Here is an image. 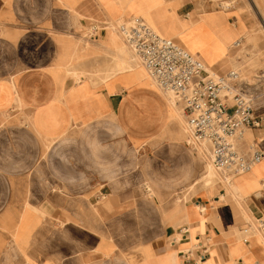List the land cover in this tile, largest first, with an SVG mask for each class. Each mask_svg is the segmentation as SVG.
Returning <instances> with one entry per match:
<instances>
[{
	"label": "crops",
	"instance_id": "0c3cea01",
	"mask_svg": "<svg viewBox=\"0 0 264 264\" xmlns=\"http://www.w3.org/2000/svg\"><path fill=\"white\" fill-rule=\"evenodd\" d=\"M201 5L0 0V264H264L263 238L240 224L264 217V158L233 174L244 204L223 184H202L181 105L138 70L110 21L141 18L170 38L194 23L213 44H227L209 62L218 69L244 28L236 12L202 14ZM239 16L248 29L257 24L251 13ZM91 21L101 28L88 38L82 30ZM108 55L134 69L103 80L78 70L120 69ZM253 112L262 116L264 106L254 100ZM251 130L264 149V121ZM248 140L239 136L240 150ZM202 159L207 170L232 175ZM190 182L194 194L176 201Z\"/></svg>",
	"mask_w": 264,
	"mask_h": 264
},
{
	"label": "built area",
	"instance_id": "2783aa9c",
	"mask_svg": "<svg viewBox=\"0 0 264 264\" xmlns=\"http://www.w3.org/2000/svg\"><path fill=\"white\" fill-rule=\"evenodd\" d=\"M209 2L219 6L233 3L232 0ZM108 24L103 25L108 27ZM100 28V24L91 21L86 37H95ZM116 29L158 85L172 92L183 104L191 147L198 151L207 146L214 166L231 174L246 172L261 161L264 149L256 146L244 152L237 143L243 129L261 125L264 114L255 116L251 95L236 91L230 98L225 93L231 78H237L234 71L227 76H212L196 55L174 38L160 35L141 18L117 23ZM256 226L264 233V217L256 219ZM244 230H248V225Z\"/></svg>",
	"mask_w": 264,
	"mask_h": 264
},
{
	"label": "rangeland",
	"instance_id": "374dc122",
	"mask_svg": "<svg viewBox=\"0 0 264 264\" xmlns=\"http://www.w3.org/2000/svg\"><path fill=\"white\" fill-rule=\"evenodd\" d=\"M192 1L196 4H202L200 6V11L202 12V14H204L206 12H216V11H220L221 13H225L226 10L227 11L229 10V12H231V13L236 12L237 20L240 21V25H242V27L244 28V31L242 32L241 35H239V37L232 44H236L237 42H239L240 45L236 44L235 46H233L231 48L230 56H229L228 60L225 61L224 63H222V65H220L218 67V69L214 68V67H212V68L216 71L217 75H221V76H227L228 73L237 69L236 71H238L240 73V77H239V79L231 78L232 79L231 85L235 86V88L237 89V92H240V93L244 92L245 94L251 95L252 97H254V100L256 99L255 100V108L264 106V95H263L264 94V76H262L264 74V0H232L233 3L230 4V6H228L227 4H223V5L219 6L217 3L209 2V0H192ZM240 13H243L246 16H248V14L251 13L253 15V17L256 19L257 24L254 27L248 29L246 27V25L244 24V22H242V20L239 16ZM110 21L115 26L118 22L120 23V21H118L117 23L113 22L112 20H110ZM189 22L190 21L187 20L186 24H188ZM111 23L108 25L110 26ZM192 25H194V26L192 28L188 29V31H187V33L190 37V40L188 38H186L185 35L182 34V35H180V37L184 38V40H183V43L180 42V45H182L183 47H185V46L186 47L187 46L192 47L193 50L191 52L194 55H196L200 60H202V62L205 65V68H206V63L204 62L203 59H206V60H209L210 62H213L215 60V58L219 55V53L227 47V44H226V46L223 44L221 47L213 44L210 41L208 36H202L198 33V28L194 23ZM231 26L234 28L237 25H236V23H232ZM79 27L81 28L80 24H79ZM109 28H112V27H109ZM82 31H83V33L86 32L87 27L83 28ZM83 33H80V35H82ZM194 36H195V38H194ZM171 37H177V35H173ZM83 41L86 44H88L87 41H85L82 38H79L80 43L83 44ZM228 46H230V45H228ZM215 51H217L216 54H215ZM108 56H110V55H108ZM108 59H110L112 61H115V59H117L118 60V62H117L118 66L120 63V65L122 64L121 65L122 67H120V69H118V70L112 69L110 71H108V70L104 71L103 69H100V68L78 69L79 68V65H78L77 69L79 71H81L82 73H84L85 75H87V77L103 80L105 78L112 77V76L116 75V73L121 71V70L129 68L130 64H129L128 59H125V62H124L122 60V57L116 56V55L110 56ZM78 60H80V58ZM72 68H76V67H72ZM242 78L243 79L245 78L246 82L245 81L240 82V79H242ZM247 82L250 85H247ZM230 98H231V96H230ZM180 104H181V107L183 109V104L182 103H180ZM251 129L245 128L243 130V132H245L246 130H251ZM261 139L262 138H259V140H261ZM184 140H185V142H187L188 138L185 137ZM253 140L259 141L258 138L255 137L254 133H253ZM253 140L250 139V140H248V141H250V143L245 142L243 144L245 150H247V151L250 150L249 148H251V145L254 144ZM240 142H242V141H240ZM201 154H202V151L200 149L197 151V154H196L197 156L200 157V159L203 162L202 174L199 177L200 181H201V177H203V175L207 171V167H205V164H204V161L202 159ZM254 168H256V166L253 167L252 170ZM232 176L235 177L234 181H236V179L239 175H233L232 174ZM262 178H264V175ZM214 179H216L217 184H215V185L211 184L209 186H215L216 187L217 185H222V183L218 182L219 179L217 177H214ZM201 182H202V184L205 183L204 178ZM201 182L199 185H201ZM192 184L193 183L190 182L187 184L186 187L182 188L180 191H177L176 196H175V200L176 201L189 200L190 197L192 196V194H194V191L196 188V186H193ZM263 186L264 185L262 183L260 185V188H262ZM241 194L239 197H240L241 202L244 204V200H245L244 195L245 194L244 193H241ZM235 201L236 200H234V202ZM251 221L255 222V225H256V220L253 218V216H252ZM251 221L246 222L245 220H240V224L241 225H243V224L248 225L249 229H251V231L255 233V226L253 229L252 223L250 224Z\"/></svg>",
	"mask_w": 264,
	"mask_h": 264
},
{
	"label": "bare ground",
	"instance_id": "6f19581e",
	"mask_svg": "<svg viewBox=\"0 0 264 264\" xmlns=\"http://www.w3.org/2000/svg\"><path fill=\"white\" fill-rule=\"evenodd\" d=\"M151 26V25H150ZM152 27V26H151ZM154 28V27H153ZM155 29V28H154ZM156 30V29H155ZM157 31V30H156ZM158 32V31H157ZM159 33V32H158ZM109 36L113 39V42H114V46L115 47H121V48H124L125 49V43H124V40H122V38L120 37V35H118L117 33H115L114 31H112L111 29H110V31H109ZM160 34V33H159ZM161 35V34H160ZM183 35H185L186 36V38H190L189 37V35H188V33H187V31H184L183 32ZM171 38H177L178 39V41H180L181 43H183V40H184V38H182V37H180L179 35H177V37H171ZM190 40V39H189ZM236 44H239V42H237ZM235 44V45H236ZM240 45V44H239ZM130 49H131V47L129 46V45H127ZM187 48H188V50H190V51H192L193 49H192V47H188L187 46ZM131 51H132V53L134 54V56L136 57V59L138 60V62L146 69H144V68H142V67H138V70H140V71H143L146 75H147V73H146V71L150 74V72L148 71V69L145 67V65L142 63V61H141V59L134 53V51L131 49ZM127 54V53H126ZM127 56H129V54H127ZM205 60V62H206V64H207V66L209 67V69H210V71L214 74H211L212 76H217V74H216V71L212 68V65L209 63L210 61L209 60H206V59H204ZM207 68V67H206ZM134 68H132L130 65H129V68L128 69H126V70H124V71H131V70H133ZM234 72L236 73V75H237V79L239 78V75H238V73L234 70ZM150 76H151V78L153 79V81L155 82V84H156V86L159 88V90L162 92V93H164L165 95H167L168 97H169V99H170V101L172 102V106H174V107H178V105H181L180 104V102L178 101V98H176V96L172 93V92H170V91H167V90H164V89H162L159 85H158V83L156 82V80L154 79V77L150 74ZM149 76V77H150ZM262 76H264V74L262 75ZM225 93H227L228 95H230V96H232L233 95V93L234 92H236L237 91V89L235 88V86H233V85H228L227 87H226V89H225ZM242 94H244V95H246L244 92H241ZM264 95V94H263ZM256 100V99H255ZM180 112H181V114H182V116L184 117V126H185V130H186V133H187V138H189V130H188V127H187V123H186V116H185V113H184V111H183V109H182V107H181V109H180ZM249 128V127H248ZM244 130V129H243ZM241 137L242 138H249V139H252L253 140V131H251V130H246L245 132H241ZM239 135V136H240ZM254 141V143H255V145H257L258 147H260L261 148V146H262V142H263V139H261V140H259V141H255V140H253ZM201 151H202V156L204 157V159L208 162V164L210 165V166H212L214 169H216V170H219V169H217L215 166H214V164L212 163V161H211V159H210V157H209V148L207 147V146H205V149H201ZM201 153V152H200ZM264 158V157H263ZM263 158L261 159V161L263 160ZM261 161H259V162H261ZM259 162H257V163H259ZM214 177H217L219 180H218V182H220V183H222L223 185H224V187L226 188V190H227V192H228V194H229V196H232V197H235L237 200H240V198H238V196L237 195H239L240 194V189H239V187L236 185V183H235V181H234V179H235V177H233L232 175H227V174H225L224 176L222 175V176H220L218 173H216L211 167L207 170V172L204 174V176H203V178H204V180H205V185L206 186H208V185H215V184H217V182H216V179H214ZM246 219H251L250 218V215H246V217H245ZM252 225H253V229H254V226H255V234H258V235H260L262 238H263V240H264V233L263 232H261L260 230H258V228H257V226L255 225V222L254 223H252ZM251 230V229H250ZM259 236V237H260ZM262 240V239H261Z\"/></svg>",
	"mask_w": 264,
	"mask_h": 264
}]
</instances>
